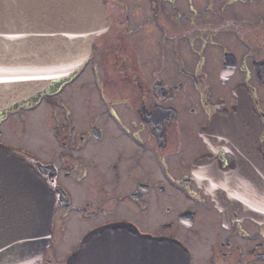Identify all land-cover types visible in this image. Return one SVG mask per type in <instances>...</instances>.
<instances>
[{
	"label": "flooded vegetation",
	"instance_id": "1",
	"mask_svg": "<svg viewBox=\"0 0 264 264\" xmlns=\"http://www.w3.org/2000/svg\"><path fill=\"white\" fill-rule=\"evenodd\" d=\"M104 2L110 24L89 58L0 111V143L54 201L34 264H69L118 224L180 242L189 264H264V218L227 213L202 184L263 176L264 0Z\"/></svg>",
	"mask_w": 264,
	"mask_h": 264
},
{
	"label": "water",
	"instance_id": "2",
	"mask_svg": "<svg viewBox=\"0 0 264 264\" xmlns=\"http://www.w3.org/2000/svg\"><path fill=\"white\" fill-rule=\"evenodd\" d=\"M109 24L104 0H0V111L75 71ZM229 115L212 116L202 132L207 140H217V126L228 123ZM197 174L202 179L205 173ZM252 176L248 171L242 185L230 180L220 186L211 178L202 184L222 210L261 220L264 171L262 177ZM53 207L38 169L0 143V264H34L42 257L51 238ZM69 264H189V257L176 240L118 224L94 232Z\"/></svg>",
	"mask_w": 264,
	"mask_h": 264
},
{
	"label": "rangeland",
	"instance_id": "3",
	"mask_svg": "<svg viewBox=\"0 0 264 264\" xmlns=\"http://www.w3.org/2000/svg\"><path fill=\"white\" fill-rule=\"evenodd\" d=\"M33 117H36V118H38L39 116H38V114H34V115H33ZM36 118H34V119H36ZM33 129H34V131H37V130H38V129H37V126H36V127L34 126V128H33ZM47 130H48V129H47Z\"/></svg>",
	"mask_w": 264,
	"mask_h": 264
}]
</instances>
